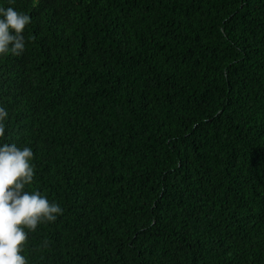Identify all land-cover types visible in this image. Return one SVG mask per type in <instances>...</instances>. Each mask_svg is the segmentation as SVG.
I'll return each mask as SVG.
<instances>
[{
    "label": "trees",
    "instance_id": "1",
    "mask_svg": "<svg viewBox=\"0 0 264 264\" xmlns=\"http://www.w3.org/2000/svg\"><path fill=\"white\" fill-rule=\"evenodd\" d=\"M0 6L31 17L7 142L64 209L28 264H264V0Z\"/></svg>",
    "mask_w": 264,
    "mask_h": 264
},
{
    "label": "clouds",
    "instance_id": "2",
    "mask_svg": "<svg viewBox=\"0 0 264 264\" xmlns=\"http://www.w3.org/2000/svg\"><path fill=\"white\" fill-rule=\"evenodd\" d=\"M14 2L8 0L9 5ZM30 23L28 14L0 6V58L24 54ZM8 119V111L0 106V264H28L23 255L28 234L42 223L55 222L64 209L33 188L34 152L7 142Z\"/></svg>",
    "mask_w": 264,
    "mask_h": 264
}]
</instances>
